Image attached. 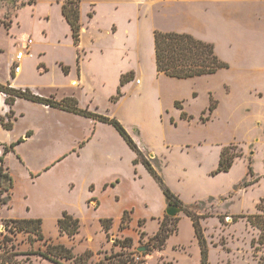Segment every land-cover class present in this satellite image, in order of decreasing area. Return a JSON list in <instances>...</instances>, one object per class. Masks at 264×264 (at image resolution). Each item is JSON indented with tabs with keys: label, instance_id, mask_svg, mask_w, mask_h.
I'll list each match as a JSON object with an SVG mask.
<instances>
[{
	"label": "rangeland",
	"instance_id": "1",
	"mask_svg": "<svg viewBox=\"0 0 264 264\" xmlns=\"http://www.w3.org/2000/svg\"><path fill=\"white\" fill-rule=\"evenodd\" d=\"M0 10L6 12L0 21L5 52L0 64L10 54L11 40L29 32L39 38L43 30L49 50L56 37L70 34L55 8L45 19L48 23L33 25L28 13L21 12V29L14 27L11 33L6 30L15 23L18 9L6 3ZM152 27L185 30L212 45L227 66L214 75L184 80L147 74L142 95L131 94L116 117L164 186L191 208L196 227L182 211L158 219L168 207L160 183L140 161L134 164L136 154L115 129L114 136H107L114 146V161H103L106 153L97 146L104 145L91 130L80 151L85 156L92 147L90 154L97 158L92 163L80 162L72 154L32 177L16 158L11 208L0 207V257L6 250H45L44 242L30 246L25 235L5 231L8 217H14L41 220L44 239L71 248L76 257L89 252L87 264H117L120 255L125 264L131 259L134 264H264V234L250 222L264 225V0L165 1L141 25L145 50L151 47ZM157 98L164 107L161 114ZM24 125L19 120L13 133H21ZM227 147L238 156L227 172L215 174ZM63 213L79 221L73 239L58 232L57 220ZM125 213L129 222L120 231ZM165 216L170 218L167 227L175 225L176 231L159 251L151 238ZM106 220H112L107 233ZM124 239H131L127 248L120 246ZM141 247L147 250L139 252ZM13 258L25 264H53L37 256Z\"/></svg>",
	"mask_w": 264,
	"mask_h": 264
},
{
	"label": "crops",
	"instance_id": "2",
	"mask_svg": "<svg viewBox=\"0 0 264 264\" xmlns=\"http://www.w3.org/2000/svg\"><path fill=\"white\" fill-rule=\"evenodd\" d=\"M23 1L25 3V0ZM63 1L35 0L34 4H25L22 7H19L21 1H18L15 6V9H18L15 23L6 31L11 33L14 27L17 30L21 29V22L18 21L21 12L28 13L33 25L34 22L48 23L45 19H49L52 8H55L61 23L70 33L61 14ZM165 1L170 0H81L79 45L74 46L69 34L64 38L56 37L49 50V39L47 36L44 37L43 30H40L39 38L37 36L33 38L29 32L23 39L11 40L14 43L8 49L10 54L5 56L3 63L0 64L2 67L0 85L14 90H28L35 96L56 102L73 100L81 110L116 119L120 110L127 105L131 94L142 95L143 80L147 74L165 76L156 71L154 32L188 34L183 29L160 30L152 27L151 47L144 49L141 25L148 22L154 7ZM6 3L10 4L0 1V9L1 6L6 7ZM5 14L6 12L0 10V21L4 19ZM36 31L31 33L34 34ZM27 39L33 40L31 51L34 57L24 59L20 73L14 74L13 57L21 43ZM3 53L5 52L0 46V54ZM129 73L133 74L132 79L124 86H120L121 77ZM118 88L122 91V96L114 104L111 99ZM158 105L161 114L164 107L157 98L156 107ZM10 112L12 116L8 117ZM19 120L25 121L24 129L15 135L13 131ZM1 121L4 123L9 121L11 129L6 130ZM91 130L98 133L96 139L104 145L97 146V149L106 153L105 157L102 156L103 161L107 159L113 163L114 146L109 144L107 137L114 136V128L111 125L24 99H16L9 107L5 103V97L0 96V157L12 179L14 178L12 168L17 169L18 164L16 158L24 165V167L20 165L23 172L27 175L33 173L32 177L38 176L39 171L47 170L50 165L72 154L73 156L75 154L80 162H94L97 158L90 154L92 147L88 148L89 152L85 156L80 151L81 147L86 146ZM27 133L30 134L28 137ZM19 139L23 141L16 144L12 150H7ZM164 213L158 219L162 218Z\"/></svg>",
	"mask_w": 264,
	"mask_h": 264
},
{
	"label": "trees",
	"instance_id": "3",
	"mask_svg": "<svg viewBox=\"0 0 264 264\" xmlns=\"http://www.w3.org/2000/svg\"><path fill=\"white\" fill-rule=\"evenodd\" d=\"M6 1L12 4L15 8L16 3L21 1L19 7L27 5H32L35 0H0ZM80 3L81 0H64L61 6V14L69 27L70 36L72 38L74 46L79 45L81 23H80ZM154 56L156 71L158 74H164L166 77L184 80L192 79L203 76L214 75L218 71L226 68L227 66L221 62L214 53V48L212 45L204 43L197 40L190 34L185 33H174V32H154ZM133 74L129 73L123 75L120 79V86H124L130 79H132ZM0 91L4 92L7 97L5 98V103L11 107L16 99H24L31 101L33 103L42 104L51 108L60 109L63 111L71 112L98 122L109 124L119 133V135L124 139L129 148L136 154V159L134 164L141 162L149 174L156 179L162 188L163 194L165 196L167 206L173 205L181 209L188 217L193 221L196 216L190 211V207H186L177 197L171 193L162 183L159 176L156 174L155 170L151 167V164L144 158L143 154L136 147L132 139L126 133L124 128L116 119H109L88 111L81 110L77 107L73 100H66L62 102L52 101L50 99L40 98L33 95L28 90H14L9 87L1 86ZM121 92L118 88L116 95L111 99L115 102L120 98ZM175 104H178L177 102ZM12 116V112L9 113L8 117ZM2 126L6 130L11 129V124L8 121L4 123L1 121ZM30 134L27 133L26 137ZM23 139H19L12 143L7 150H12L16 144L21 143ZM231 147L224 148L219 156L217 169L215 174L221 172H227L233 163L234 157L238 156L235 153H230ZM13 188V179L9 172L3 166L2 157H0V207H10L11 190ZM2 196H4L2 198ZM2 198V199H1ZM243 217V216H239ZM260 217L255 216V219ZM170 218L165 216L164 220L159 222L158 231L151 238L152 247L156 250H162L165 246L167 238L173 234L176 229L175 225L173 227H167L166 220ZM249 219V218H248ZM112 220H106L103 223V228L106 233L110 230V223ZM129 219L127 214L121 218L119 230H124L128 225ZM251 224L259 229H261L262 234H264V225H259L256 220L254 222L250 221ZM42 221L39 219H9L5 223V231L8 234L16 235L22 234L27 237V243L33 246L35 243L44 242L45 250L36 251H26L24 253H9L6 250L4 256H1L2 260L0 264H25V261H16L14 256H37L42 260L49 261L53 264H64L63 261H74V264H87L90 259V253L85 252L82 255L75 256L71 248L54 243L51 239H44L42 235ZM194 227H196V222L194 221ZM57 228L59 234H64L68 239H73L79 232V221L72 216L63 213L62 216L57 220ZM121 248H127L131 244V239H124L120 241ZM13 245L10 246V249ZM11 252V251H10ZM121 258V255L119 256ZM118 258L117 264H125L123 259ZM107 260V259H105ZM131 259L130 264H134ZM111 264V263H109Z\"/></svg>",
	"mask_w": 264,
	"mask_h": 264
},
{
	"label": "built area",
	"instance_id": "4",
	"mask_svg": "<svg viewBox=\"0 0 264 264\" xmlns=\"http://www.w3.org/2000/svg\"><path fill=\"white\" fill-rule=\"evenodd\" d=\"M33 44L32 39H27L24 42L21 43L19 49L16 51L13 61H12V72L14 74H18L21 71V63L23 62L24 59H32L34 57L32 51H31V46ZM138 83V81H137ZM0 96L2 97H7V95L0 91Z\"/></svg>",
	"mask_w": 264,
	"mask_h": 264
},
{
	"label": "water",
	"instance_id": "5",
	"mask_svg": "<svg viewBox=\"0 0 264 264\" xmlns=\"http://www.w3.org/2000/svg\"><path fill=\"white\" fill-rule=\"evenodd\" d=\"M181 212V209L180 208H177L176 206H173V205H170L166 208V215L169 216V217H174L176 216L177 214H179ZM147 250V247H141L138 249L139 252H144Z\"/></svg>",
	"mask_w": 264,
	"mask_h": 264
}]
</instances>
